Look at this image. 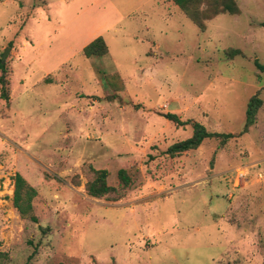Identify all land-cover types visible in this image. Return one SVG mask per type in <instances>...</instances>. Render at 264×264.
Listing matches in <instances>:
<instances>
[{"label":"rangeland","instance_id":"374dc122","mask_svg":"<svg viewBox=\"0 0 264 264\" xmlns=\"http://www.w3.org/2000/svg\"><path fill=\"white\" fill-rule=\"evenodd\" d=\"M234 2L200 29L170 0H0V264H264V0ZM167 114L234 137L171 157Z\"/></svg>","mask_w":264,"mask_h":264},{"label":"trees","instance_id":"16d2710c","mask_svg":"<svg viewBox=\"0 0 264 264\" xmlns=\"http://www.w3.org/2000/svg\"><path fill=\"white\" fill-rule=\"evenodd\" d=\"M174 3L183 13L191 19L198 28L203 29V20L209 19L219 13L236 14L238 8L234 0H170ZM204 5V9L200 10V5ZM107 48L101 36L95 38L88 43L82 50L85 57H101L105 55ZM257 64V63H256ZM5 65L0 61V98L3 100L8 99L7 81L5 80ZM261 100L254 95L247 103L245 111V121L241 133H244L254 123L255 117ZM166 117L171 120L175 125L190 124L192 134L185 140L171 144L165 153L171 157L181 153L196 149L206 139H219L221 143L227 142L234 136L231 133H217L210 132L205 129L203 125L197 122L185 121L182 122L174 114H167ZM108 172L104 169L94 170L93 178L86 184V192L93 197H102L110 193L116 192L114 187L107 184ZM118 184L121 188L130 186L132 179L126 170L120 169L117 172ZM13 198L12 204L18 215L21 218L28 219L34 223L37 218L32 213V200L36 195V191L29 186L20 174H15L13 177Z\"/></svg>","mask_w":264,"mask_h":264},{"label":"water","instance_id":"95a60500","mask_svg":"<svg viewBox=\"0 0 264 264\" xmlns=\"http://www.w3.org/2000/svg\"><path fill=\"white\" fill-rule=\"evenodd\" d=\"M4 56H5V53L2 54L1 63L3 62Z\"/></svg>","mask_w":264,"mask_h":264}]
</instances>
